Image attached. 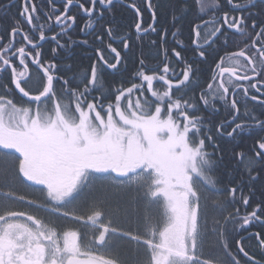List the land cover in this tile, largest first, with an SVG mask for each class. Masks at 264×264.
Segmentation results:
<instances>
[{"label":"snow or ice","instance_id":"obj_1","mask_svg":"<svg viewBox=\"0 0 264 264\" xmlns=\"http://www.w3.org/2000/svg\"><path fill=\"white\" fill-rule=\"evenodd\" d=\"M16 2L10 0L3 8L15 6ZM59 2L62 10L56 7L57 0H40L49 9L44 11L33 0H23L19 10L23 23L14 25L7 37L0 36V80L8 78V84H0V151L14 150L19 154L18 176L22 183L41 186L36 190L42 194L43 202L26 200L13 192L2 195L58 220L80 225V229L58 230L56 225L45 224L33 215L9 211L0 215V264H115L114 260L95 255L94 250L107 248L118 228L112 226L113 221L99 207H93L86 216L77 215L76 201L94 180L117 178L146 187V196L163 201V227L149 222L143 238L133 237L137 241L143 239L151 250L148 264H213L212 260H202L203 253L198 250L204 219L201 199L204 192L215 194L220 183L214 175L215 153L207 149L218 147L217 137L235 138L249 131L258 147L253 156L241 152L236 157L244 164L250 181L257 179L253 172L258 163L264 162V118L247 108L249 100H260L251 94L253 90L264 95V0H184L191 8L180 11L191 10L195 15L192 31L197 39L191 41L195 46L191 49L180 41L171 49L176 65L183 64L180 71L172 64L169 50L162 48L159 63L149 67L141 59L130 86L125 82L116 87L105 85L103 72L119 70L122 57L113 44L128 50L132 37L117 36L105 23L104 13L114 6V0ZM144 3L153 20L147 27L139 19L141 9L136 3L130 5L138 18L134 25L137 35L157 31L153 4L151 0ZM74 5L80 15L72 13ZM23 25L28 26L27 31ZM78 26L80 32L92 35L93 42L103 47L93 49L96 60L88 68L65 77L59 73L72 71V66L61 68L56 58L72 44L89 43L87 39L64 41ZM202 31L201 43L198 41ZM32 33H38V37ZM166 34L165 31L160 37L161 44L165 43ZM171 35L175 38L177 32ZM220 37L224 47L231 44L239 50L221 57L211 70L207 88L198 98L189 97V92L195 93L201 86L182 51L198 53L197 59L203 63ZM46 39L56 45L48 61L40 43ZM152 43L155 46L156 42ZM177 47L182 51H177ZM30 67L35 68L36 82L41 84L35 95L26 90L33 81ZM137 79L139 83L135 82ZM154 82L163 90L154 87ZM15 96L27 98V106L15 102ZM217 102L230 119L206 127L213 122L196 113L201 104L215 112ZM241 104L245 108L243 114ZM259 106L264 116V100ZM221 195L226 198L216 201L214 207L220 211L222 223L217 221L213 231L223 240V257L214 264H240L224 238L237 225L244 229L259 224L264 229V203L256 204L243 215L240 208L227 212L230 204L240 203L245 209L250 205L243 181L240 186L225 188ZM25 216L27 222H20ZM249 239H255L264 252V231L251 234ZM235 243L238 253L251 264H264L250 256L239 240Z\"/></svg>","mask_w":264,"mask_h":264},{"label":"flooded vegetation","instance_id":"obj_2","mask_svg":"<svg viewBox=\"0 0 264 264\" xmlns=\"http://www.w3.org/2000/svg\"><path fill=\"white\" fill-rule=\"evenodd\" d=\"M33 2L37 4L38 7H42L44 11L49 10L47 7H44L43 5H41L40 0H33ZM151 2L153 4V8L156 14L155 26L157 28V31L154 33L153 32H149L148 34L140 33L139 35H137L135 31L134 25L137 22L138 18L135 15V9L130 7V5L133 3H136L137 6L141 9V17L139 19L142 20L143 22L142 26L147 27L148 24L153 23L152 13L151 11L147 10V6L144 3V0H114V6L110 10L105 11L104 13L106 25L108 27H112L115 30V34L117 36L130 34L132 37V39L129 41L130 47L128 50H124L122 45L113 44V46L117 47L118 51H120L121 53L122 63H124L125 57L129 55V53L133 51V48L136 47L139 44V42H141L142 40H145V41L152 40L153 42L155 41L153 40L154 37L160 38L162 35H165V31L167 33L165 36V39L169 38L168 30L165 26H163L161 22L159 23V16H158V10L164 2H171V4H174V5L181 4L183 6H190V4L186 5L184 3V0H151ZM241 2H243V0H241ZM9 3H10V0H0V36H3V37L8 36L10 29L14 25L23 23V18L19 15V10H20V7L22 6L23 0H17L15 6H11L7 9H4L3 5L9 4ZM56 7L61 8L59 0H57ZM252 11H256V9H253ZM118 12H123L126 14L132 13V17H134V21L132 23H129L128 25L122 26L121 22L119 21V18H117ZM72 13L80 15L77 12V8L75 5L72 8ZM195 19L196 17L194 16V20ZM205 19H207V17H205ZM41 23H44V21L41 20ZM83 23H84L83 20L79 21L80 26H82ZM196 23H200V21L196 20ZM192 25L194 28L195 25L193 23ZM23 27L25 31L28 30L27 25H23ZM56 31H59V28H56ZM51 34L52 33L50 32L47 33L48 36H50ZM32 35L34 37H38V33H32ZM192 36H193V40L197 39L194 31H192ZM17 39H19V37ZM83 39H87L89 43L87 45L72 44L71 47H69L68 49L60 53V55L56 58L58 63H60L59 64L60 67H62L63 63H65L66 61L72 58L73 53H74L73 51L77 47L79 48V50L83 51L86 58L92 57L93 54H95L93 51L95 47H103V45L95 44L93 42L92 35H88L87 33L80 32L79 26L74 27L71 30L69 37H65L64 41L65 42H68L70 40L79 41ZM180 39H181V36H180ZM233 39H237V37L234 36ZM222 41H223V37H220V40L217 42V44L213 45L214 50H210L211 55L207 57L211 59L210 60L211 63L209 66L210 68L207 70L209 73H207L205 82L211 80V76L213 74L211 70L215 68V63L219 62L221 57H224L231 52H235L239 50L238 47L231 45V44H229L227 47H224L222 45ZM107 42H108L107 37H105V43ZM198 42H201V43L203 42V31L201 32V38ZM40 43L42 44L41 51L44 55V59L46 61L51 60L52 59L51 49L56 46L55 43L50 41L49 39H46ZM183 45L189 49L195 47L192 44V42H188V40H185ZM174 46L176 47V44H174ZM176 50L182 51L181 48L179 47H177ZM182 56L184 57V59H186L190 63L191 61H194V59L195 60L197 59L198 53H193L190 50L187 52L182 51ZM188 56H190L189 59H188ZM108 58L111 60V56H109ZM173 61H175V59H173ZM182 65L183 64H180L178 66L182 68ZM118 68H119V65H118ZM30 71L33 73V81L30 82L29 85H27L26 90H29L30 94L35 95V94H38V90L41 89V84L36 82L38 80V76L35 74L36 73L35 68L30 67ZM106 71L111 72V73H118L117 70H113V69H106ZM194 79L197 80L196 78ZM0 83L8 84V78L5 77L3 80H0ZM9 87H14V86L9 85ZM251 94L258 95L260 97V100H264V95L255 93L254 90L252 91ZM12 98L18 104L27 106L25 104L26 98L25 100H21L19 96H15ZM260 100H257V101L249 100L247 104V108L251 110L254 115H257L260 118H264V116H261L262 109L259 106ZM33 107H35V105H33ZM215 107H216V111L212 115V118L215 121V124H218L224 121L226 118L230 119V116L224 110V108L221 106L220 103L217 102ZM240 109H241V114H243V112L245 111L243 104L240 105ZM207 112H213V111L211 109H207L205 113ZM237 122H240V121H237ZM228 130L230 131L231 129H228ZM257 132H259L258 129H257ZM213 135H215L214 132H213ZM231 142H235V146H236L235 152L236 153L243 152L248 156H253L255 149L258 147V144L256 143V139H254L253 137V133L249 131H245V132L240 133L239 135H236L235 138H229L227 136L217 137L216 144L218 145V147L210 146L208 147L207 150L210 153H215L214 159H216V161L218 162L220 159L224 158L223 152L221 150V145H225L227 147L229 146ZM236 160L239 162L237 157H236ZM239 163L242 164V166L244 167L243 163L241 162ZM217 171L218 170L216 169V172ZM214 175L218 179L216 174ZM253 175L257 176V179L255 181H252L253 186L250 189H248L251 191V194H249V192L244 193L245 195H250V205L248 206V208L245 209L243 205L240 203L230 204L227 208V212L232 211L233 208H240L241 215H243L246 211L250 212L252 208L256 206V204L264 203V193H262L261 191L257 192L256 190L260 186L263 187L264 189V162H260L257 164L256 169L253 172ZM34 186L36 188L41 187L38 185H34ZM92 187H93V182L91 185H89L87 189L84 190L82 196L78 200L83 201V198L86 195L88 196L89 193L92 192ZM216 189L217 191L215 194L211 192L203 193L201 204L204 206V212L202 214L204 219L201 221V240L198 241V250L203 253L200 258L202 260H212L213 264L217 258L223 257V248H222L223 240L219 238L217 234L213 231V227L217 221L222 223V217H221L220 211L215 209L214 207L215 203L213 202V200L212 199L210 200L209 198H211V195H213L214 197L222 196L221 193L223 192L225 188L220 187V185H216ZM243 190H245L244 187H243ZM81 203L83 204V202ZM92 209L93 207H89L87 212H86V209H83L82 211H80L82 212V214L80 215L86 216L88 214H91ZM17 212H24L26 213V215H33L37 219L41 220L42 222L50 226L56 225L58 230H63L64 228L80 229V225L70 223L68 221H63V220L62 222L61 220L60 221H56V220L47 221L44 219L43 216L40 217L38 214H36L35 207H30L29 209L28 208L20 209ZM227 212H225L224 215H227ZM104 213H105V210H104ZM1 215H4V214H1ZM106 216L113 221L112 226L117 227L118 232L114 235H111L107 248L95 249L94 254L98 256H103L105 259L114 260L115 264H148V262L151 260V250L148 249L146 245H144L143 239H141L140 241H137L133 239V237L141 236L143 238L145 235V225L149 222L162 228L164 210H160L158 213L153 214L152 217H150L149 215L147 216L146 221L144 223V230H143L144 232L141 230L139 231L129 230L128 228L120 229L119 224L114 220L115 216L108 215V214H106ZM20 222H27L26 216L24 218H21ZM28 223H31V222H28ZM229 228L231 229V226H229ZM81 231L83 232L82 229ZM260 231H264V229H261L259 224H255L252 226H245L244 229H240L239 225H237L236 230H232L230 232V235L224 238L227 240L229 251H231L233 254L237 256V259L239 260L240 264H251V261L245 258L242 253H238V250H237L238 246L235 243V241L237 240L241 242V246L245 248V250L249 253L250 256L254 257L256 260L264 261V252H262L257 247V241L255 239H249V236L251 234L260 232ZM124 233H129V235L125 236L123 235ZM122 244L128 246L129 248H132V252L134 254H133V257H132L133 259L131 260V262L130 261L127 262L125 258H122L121 253H119ZM138 248L141 252H143V258L140 263H138L136 260V254H137L136 251H138Z\"/></svg>","mask_w":264,"mask_h":264},{"label":"trees","instance_id":"obj_3","mask_svg":"<svg viewBox=\"0 0 264 264\" xmlns=\"http://www.w3.org/2000/svg\"><path fill=\"white\" fill-rule=\"evenodd\" d=\"M182 8L190 9L191 6H183L181 4L174 5L171 4V2H164L162 4L158 10L159 23L161 22L163 26L167 28L169 38L165 39V43L161 44V39L154 37L153 40L156 42L155 46L153 45L152 40H142L139 42V44L133 48V51L125 57L124 63L119 65L118 73H111L106 70L103 72V79L106 86L111 85L116 87L124 84L125 82H127L126 86H130L133 75L140 68L141 59H144L148 66L152 67L161 61L162 48H167L169 50V56L172 58L171 49L175 47L174 44H176L178 39L182 42V44L185 40H188V42L193 40L192 22L195 15L191 10L187 13H181L180 10ZM174 17H176V19H174ZM117 18H119L122 26L128 25L134 21L132 13L126 14L118 12ZM172 32H177V36L175 38L172 37ZM73 52L72 58L63 63L61 67L66 68L68 65H71L72 71H62L59 75L70 77L74 73H78L88 68L89 65L96 60L95 54H93V56L91 55L92 57L86 58L83 51L79 50L78 47L75 48ZM189 58L190 56H188V59ZM173 59L174 58H172V64L176 66L177 71L179 72L181 68L176 65V62L173 61ZM210 60V58H207V60L201 63L198 59H194V61L190 62L192 63L193 70L195 72L194 78L199 81L201 87L198 88L195 93L189 92V97L195 95L198 98L200 92L206 89L207 84L211 82V80L205 82L207 73H209L207 70L210 68ZM135 82L139 83L140 81L137 79ZM154 87L161 91L163 90V87L156 84V82H154ZM146 95L151 96V93H146ZM207 109L209 108H206L201 104L200 111L196 113V115L213 122L212 124H206V127H214L215 121L212 118L214 112L205 113ZM235 148V142H231L227 147L225 145H221L224 158L217 162L216 169L218 171H215V174L220 181L217 185L227 188L230 186H240L243 181V187L245 188L244 193L249 192V194H251V191L248 189L253 186V183L248 179V173L245 170V166L243 167L242 164L236 160ZM17 156L18 155L8 151H0V215L9 211H19L20 209L30 208L26 203L5 199L2 195L3 193L13 192L16 196H24L26 200H36L38 203L43 202V196L36 190L37 188L34 185L29 186L31 182H21V178L18 176ZM232 181H234L235 184H230ZM256 190L257 192L261 191L264 193V189L261 186ZM146 191L147 189L141 186L132 187L125 185L123 187H119L116 184L111 186L105 184L103 181H100V179H97L93 182L92 192L89 193L88 196L86 195L83 198V201H76V214H82L80 211L83 209H86L87 212L89 207H100L103 211L105 210V214L115 216L114 220L119 224L120 229L128 228L129 230L143 231L147 216L150 215L152 217L153 214L158 213L161 209H163L161 203H155L153 198L145 195ZM225 198L226 197L224 195L219 197L215 196L213 202L222 201ZM237 200H239V193L237 194ZM81 202H83V204ZM35 212L40 217L43 216L47 221H60L55 216L43 211H38L36 208ZM145 214L147 215L145 216ZM136 252V260L140 263L143 258V252H141L139 248ZM119 253H121L122 258H125L127 262H131L133 259L132 257L134 253L132 252V248H129L124 244L121 245Z\"/></svg>","mask_w":264,"mask_h":264},{"label":"rangeland","instance_id":"obj_4","mask_svg":"<svg viewBox=\"0 0 264 264\" xmlns=\"http://www.w3.org/2000/svg\"><path fill=\"white\" fill-rule=\"evenodd\" d=\"M6 151H8V152H11V153H14V150H6ZM15 155H19L18 153H14ZM113 176H115V174H113ZM99 180V179H98ZM100 181H103L105 184H108V185H114V184H116V185H118L119 187H123V186H132V187H135V186H139V185H137V184H135V183H133V182H131V181H129V180H127V179H125V178H117V179H115V180H102V179H100ZM145 189H146V187H144ZM112 197H113V195H112ZM150 197V196H149ZM150 198H152V197H150ZM214 196L213 195H211V198H209L210 200L212 199V200H214ZM154 199V202H157L156 200H155V198H153ZM161 203H162V205H163V201L161 200ZM100 208V207H99ZM164 208V207H163ZM101 209V208H100ZM147 214H145V216H146ZM150 216V215H149ZM151 217V216H150Z\"/></svg>","mask_w":264,"mask_h":264},{"label":"water","instance_id":"obj_5","mask_svg":"<svg viewBox=\"0 0 264 264\" xmlns=\"http://www.w3.org/2000/svg\"><path fill=\"white\" fill-rule=\"evenodd\" d=\"M27 99V98H26Z\"/></svg>","mask_w":264,"mask_h":264}]
</instances>
